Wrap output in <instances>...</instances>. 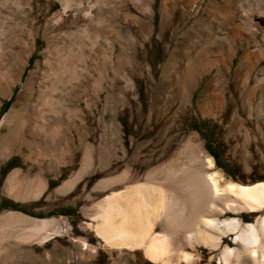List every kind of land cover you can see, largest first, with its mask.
<instances>
[{"label": "bare ground", "instance_id": "bare-ground-1", "mask_svg": "<svg viewBox=\"0 0 264 264\" xmlns=\"http://www.w3.org/2000/svg\"><path fill=\"white\" fill-rule=\"evenodd\" d=\"M148 1L149 3L138 0L136 3L144 13L137 21L141 27H148L151 35H155L154 9L151 0ZM167 1L162 0L160 4L162 15H166L170 10ZM58 2L60 8L43 25L42 37L46 44L42 58L38 59L34 67L29 70L25 81L22 77L29 58L36 50L38 35L32 34L30 42L26 45L28 51L24 50L27 54L25 60L19 62L23 53V49H20L15 51L12 61L5 66L4 61L8 58L5 60L6 52L4 53L1 48L4 46L2 41L5 44L8 40L0 32V108L1 98L9 97L12 87L22 83L17 99L3 116L4 125L9 126L11 131L0 138V159L9 152L11 143L20 142L27 149L26 155L23 153V156L33 161L32 164L24 162L28 165L26 169L12 170L7 176L3 190L6 195L20 201L24 206L31 201H39L49 184L41 178H27L26 175L32 169L41 168L39 161L33 160L32 157L52 155L55 144L51 138L61 130L64 123H62L63 114L67 116L66 120L75 113V110L68 106L72 100L78 99L88 91H92L93 95H96L93 96L95 98L101 96L97 89L102 87L97 82L93 84L83 81L89 67L98 70L97 73L102 78V72L109 59V56L103 53L101 58L95 60L91 50L86 52L85 40L92 38V43H96L97 35L92 30V22L96 20L94 12L97 13L99 20L102 16L100 21L102 27L99 31L103 30V15L105 16L106 13L102 11V6L95 0H58ZM194 2L195 0H188L187 4L189 6ZM213 4L216 8H221L223 5L220 0H214ZM226 4L229 8H235L230 1ZM51 6L53 4H50L49 8ZM232 9L228 10L226 20H232ZM232 24L233 28L228 30L231 39L249 37V34L246 36L243 29L233 21ZM71 26L75 28H69ZM216 26H219V22H216ZM216 36L217 31H214L213 37ZM76 37L84 41H79ZM61 39L63 41H60ZM9 42L11 43L10 39ZM148 49L149 56L154 59L152 47ZM234 56L235 52H230L228 61H232ZM240 57L236 71L242 73L245 80L242 81V93L239 96L247 113L242 115L239 110H235L229 118V111H221L216 118L213 115L214 122L209 123L213 128L225 122L231 126L238 124L252 126L264 138V71L257 72L253 77L255 83L250 85L252 66L247 63L248 54L245 53ZM209 65L208 62L197 64L192 74L197 73L201 78L204 73L209 72ZM148 71L151 80L157 82L155 59L148 65ZM187 83L189 86L190 81L187 80ZM159 84L161 85L160 82ZM210 85V82L205 83L203 93L199 95L202 96L201 100L197 102V109L204 114L207 113V107L203 97L208 98L206 93ZM190 87L194 89L196 85L190 84ZM141 94L143 95V92L139 89L134 94L137 119L145 104ZM191 94L186 99V105L192 103ZM255 94H258L256 100L253 99ZM150 100L151 110L154 111L157 100L155 96ZM111 114V126L115 124L114 134L118 137L124 157L127 151L124 146L121 121L130 115L124 109L116 110ZM130 117L134 120V115L131 114ZM70 132H72L70 128L63 131L64 139H69ZM141 133L143 132L139 130L137 124L133 137H139ZM36 145L39 148H36ZM197 152L193 146L185 143L173 158L147 171L144 178L137 177L128 166H124L115 174L93 180L97 165L101 169L109 166L107 161L109 152L107 149L98 152L99 164L96 165L94 149L85 145L78 171L70 181L54 191L69 197L74 185L81 181L80 191L74 198V202L76 199L84 202L81 206V215L78 217L79 226L72 229L67 226L63 228L57 218H41L22 210L12 209L2 212L0 213V254L11 251L10 239L44 246L52 237L65 234L70 236L71 246L79 250L77 251L79 256L91 255L97 259L106 254L120 257L130 255L134 264H201L203 257L201 250H203L208 255L204 264H215V262L216 264H264V180L226 177L227 175L215 169V161L211 156H201ZM77 156L76 151H71L70 159L68 161L60 159V162L63 164L74 162ZM98 192L102 193L99 198L95 196ZM49 209L47 205H42L35 209V214L47 212ZM76 233L79 236L75 235ZM93 241H96L95 244ZM230 241L234 246L229 244Z\"/></svg>", "mask_w": 264, "mask_h": 264}, {"label": "rangeland", "instance_id": "rangeland-1", "mask_svg": "<svg viewBox=\"0 0 264 264\" xmlns=\"http://www.w3.org/2000/svg\"><path fill=\"white\" fill-rule=\"evenodd\" d=\"M95 1L102 6L101 9L106 14L103 15V30L99 31L102 27L100 22L102 16L99 20L97 13L94 12L96 20L92 22V30L96 32L97 38L96 43H92V38L85 40L86 52L91 50L95 60L101 58L103 53L109 56V59L102 72V78L97 73L98 70L89 67L83 82L93 84L97 82L102 87L97 89L101 96L95 98L93 96L96 95L88 91L78 99L72 100L68 106L75 110V113L66 120L67 116L63 114L62 123H64L61 130L51 138L55 144L52 155L32 157L33 160L39 161L41 168L32 169L26 175L27 178H41L49 182L39 201H31L24 206L4 192L3 187L9 173L16 168L26 169L28 165L25 163L33 162L31 158L23 156V153L26 155L27 149L22 143L14 142L9 145V152L0 159V213L12 209L22 210L41 218H57L63 228L78 227L80 223L78 217L81 215V206L84 202L81 199H76L74 202V198L80 191L81 181L74 185L69 197L54 191L70 181L78 171L85 145L94 149L96 165L99 164L98 152L104 149L109 152L107 158L109 166L101 169L97 165L93 180L115 174L124 166H128L137 177L144 178L147 171L173 158L185 143L193 146L199 155L211 156L215 161V169L227 175L226 177L264 180V138L257 130L252 126L239 124L231 126L227 122L216 128L210 125L214 122L213 115L216 118L221 111H229V118L235 110H239L242 115L247 113L239 96L242 93L241 85L245 76L236 70L240 56L247 53V63L252 66L250 85L255 83L253 78L255 74L264 71V0H220L223 3L221 8L214 6V0H195L189 6L188 0H168L167 5L170 10L166 15L160 12L162 0H151L154 9L155 35H151L150 29L141 27L137 21L138 17L144 14L137 7L138 0ZM145 1L149 3L148 0ZM227 1L233 3L235 8H229ZM0 2V32L8 40L5 44L2 41V46L5 47L1 46V50L6 52L5 60L8 58L7 62L4 61L5 66L12 61L15 51L20 49H23V53L19 62L25 60L28 51L26 45L30 42L32 34L38 35L36 50L29 58L22 77L25 81L29 70L34 67L38 59L42 58L46 44L42 37L43 25L60 8V3L58 0H0ZM50 4L53 6L49 8ZM231 9L233 16L232 20L228 19V21L226 15ZM215 21L219 22V26H216ZM232 21L243 29L246 36L249 34V37L231 39L229 31L233 28ZM214 31H217L216 38L213 37ZM150 46L155 55L157 79L155 83L151 80L148 71V65L154 60L148 54ZM226 50L229 53L235 52L232 61H228L229 53ZM207 62L210 64L209 72L204 73L201 78L197 73L192 74L197 64ZM187 80L196 87L192 89L190 84L188 86ZM206 82H210L211 85L206 93L208 98L203 97L208 113L205 115L197 109V102L201 100L202 96L199 95L203 93ZM21 88L22 83H17L12 87L9 97L1 98L0 138L11 131L9 126L4 125L3 116L17 99ZM138 89L143 92L141 97L145 102L139 119L136 116L137 107L134 102V94ZM190 93H192V103L186 105ZM152 96L157 100L154 111L151 110ZM257 97L258 94H255L253 99L256 100ZM120 109L127 110L130 116L134 115V120L129 116L121 121L124 146L127 151L124 157L118 137L114 134L115 124L111 126L110 118L112 112ZM137 124L143 133L139 137H133ZM66 128L72 131L68 134L67 140L63 135ZM35 147L39 148L37 145ZM71 151L78 153L76 160L65 164L60 162V159L68 161ZM101 194L98 192L95 196L99 198ZM42 205H47L50 209L35 214V209ZM75 235L79 236L78 233ZM69 238L70 236L65 234L56 235L44 246L10 239L11 251L8 252L9 254H0V264H134L130 255L120 257L106 254L99 259L91 255L79 256L77 252L79 250L71 246ZM95 242L93 241L94 244ZM229 244L234 246L231 241ZM201 254L203 256L201 264H204L208 255L203 250Z\"/></svg>", "mask_w": 264, "mask_h": 264}]
</instances>
